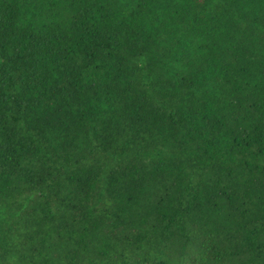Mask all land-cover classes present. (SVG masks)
<instances>
[{
	"label": "trees",
	"instance_id": "obj_1",
	"mask_svg": "<svg viewBox=\"0 0 264 264\" xmlns=\"http://www.w3.org/2000/svg\"><path fill=\"white\" fill-rule=\"evenodd\" d=\"M0 264H264V0H0Z\"/></svg>",
	"mask_w": 264,
	"mask_h": 264
}]
</instances>
